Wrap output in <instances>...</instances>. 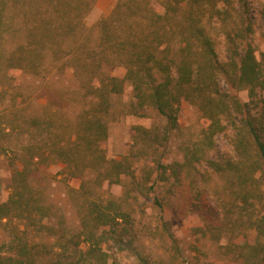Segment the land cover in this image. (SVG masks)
<instances>
[{"label":"trees","instance_id":"1","mask_svg":"<svg viewBox=\"0 0 264 264\" xmlns=\"http://www.w3.org/2000/svg\"><path fill=\"white\" fill-rule=\"evenodd\" d=\"M95 1L0 0L3 69L40 77L45 83L67 85L72 81L76 85L73 95L82 101L75 115L61 121L52 116L44 123L37 117L30 119V124L46 126V133L39 140L27 139L20 157L23 168L15 173L20 178L14 179L9 200L0 202L1 218H10L12 210L21 218L26 212L30 223L48 231L44 236L55 238L51 247L42 244L48 249L49 264H116L110 261L107 247L123 252L136 239L131 214L114 201L110 205L94 202L80 228L63 227L58 233L45 206L32 209L23 183L32 167L49 160L65 163L72 175L94 177L98 183L120 182L123 175H132L137 169L130 160L132 153L111 159L103 145L109 133L112 97L122 93L126 83L132 86L135 98L131 113L144 114V107L151 106L166 119L165 130L138 126L134 137L139 148L142 142L150 144L158 169H167L158 154L166 146L167 132L179 125L180 105L189 101L209 122L203 130L208 147L228 122L237 127L235 119L239 118L252 143L246 142L239 129L232 145L239 156L254 151L249 168L254 166L253 172L263 175L255 179L252 173L251 180L258 184L257 198L264 196L260 190L264 186V141L248 117L247 104L237 94L242 89L251 95L264 90V72L252 42L256 22L253 0H114L112 10L88 26L86 17ZM260 4L264 14V1ZM221 43L225 58L217 50ZM119 66L126 69L123 77L111 73ZM19 95L23 100L24 92ZM2 110L1 118L8 125L9 109ZM142 150L139 154L145 156ZM139 154L133 156L143 158ZM198 154L196 148L189 151V162H201ZM207 163L215 170L223 168L212 159ZM237 163L239 160L227 164ZM154 203L161 207L157 198ZM253 225L256 235L246 240L253 250L251 262L264 264V217L255 219ZM26 232L24 229L21 234ZM16 237L11 243L15 254H1L0 264H35L36 243L19 234ZM139 258L141 263L151 264L147 258Z\"/></svg>","mask_w":264,"mask_h":264},{"label":"rangeland","instance_id":"2","mask_svg":"<svg viewBox=\"0 0 264 264\" xmlns=\"http://www.w3.org/2000/svg\"><path fill=\"white\" fill-rule=\"evenodd\" d=\"M260 1L253 0L256 22L252 42L264 72V14ZM114 2L96 0L86 17V24L93 26L106 16ZM217 50L223 58L226 57L222 43ZM3 70L0 64V202L9 200L14 179L20 178L15 173L23 168L20 159L25 150L23 145L27 139L39 140L46 133V126L30 124V119L37 117L44 123L52 116L54 120L61 121L66 116L75 115L82 105L80 98L73 95L76 85L72 81L67 85L45 83L37 76ZM111 73L123 77L126 69L115 67ZM19 91L24 92L23 100ZM237 94L247 104L248 117L258 127L264 141V90L251 95L247 89H242ZM112 100V112L107 118L109 133L103 143L106 154L111 159H121L132 153L130 160L135 161L133 167L137 169L132 175H123L120 182L98 183L94 177L72 175L65 163L52 160L40 163L26 173V181H23L32 209L38 205L45 206L47 213L53 216L56 230L61 233L63 227L80 228L81 222L87 221L94 202L110 205L114 201L131 214L137 234L133 245L123 252L106 246L111 254L110 261L114 260L116 264H143L139 256L147 258L151 264H253V250L246 240H252L256 235L255 219L264 217V196L257 198L258 184L251 180L252 173L255 179L261 174V171L253 172L254 166L249 168L255 159L254 151L246 150L239 156L232 145L239 129L246 142L252 143L246 128L239 125V118L235 119L237 127L228 122L208 147L203 140L208 120L197 105L182 102L179 125L167 132L166 146L160 148L158 154L161 162L168 165L163 172L157 168L150 154V144L142 142L139 148L134 137L138 126L165 130L166 119L151 106L144 107V114L131 113L135 98L129 83ZM5 107L9 109L6 116L8 125L5 118H1ZM195 148L202 160L190 163L189 151ZM141 150L145 156L139 154ZM209 159L220 163L222 170L213 169L207 163ZM238 160L234 166L227 164ZM260 190L264 193V186H260ZM244 196L247 197L245 200ZM155 198L161 207L154 203ZM12 213L10 218L0 217V255L15 254L11 243L19 234L31 239L32 244L36 243L33 250L35 264H49L48 249L42 244L51 247L55 238L44 236L48 231L30 223L25 218L26 212L22 214L23 218ZM24 229L28 234H21ZM261 240L264 239L261 237ZM83 248L86 249V245Z\"/></svg>","mask_w":264,"mask_h":264}]
</instances>
